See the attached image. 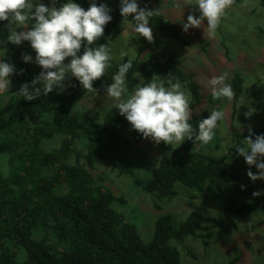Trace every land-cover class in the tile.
Listing matches in <instances>:
<instances>
[{
	"label": "trees",
	"instance_id": "16d2710c",
	"mask_svg": "<svg viewBox=\"0 0 264 264\" xmlns=\"http://www.w3.org/2000/svg\"><path fill=\"white\" fill-rule=\"evenodd\" d=\"M241 1L235 0L232 7ZM254 1L264 9V0ZM96 3L99 5L101 1ZM109 14L112 19L94 46L106 44L122 23L120 9ZM7 23L0 21V53L2 60L14 66L11 77L17 86L5 91L4 102H0V264H183L177 246H182L187 237L197 238L205 219L190 214L177 223L169 214H159L152 239L144 243L137 227L114 208L115 203L125 205V200L97 183L92 173L97 163L107 160L132 168L133 162L125 148L128 143L120 134L129 122L115 106L102 116L98 114L97 120L81 119L75 111L95 91L84 90L72 76L63 92L54 90L47 96L42 92L33 101L17 96L15 93L21 86L31 84L42 69L34 63V51L33 62L22 59V54H28L29 42L5 44ZM149 26L163 38L183 43L176 26L163 16L151 17ZM118 66L110 67L104 77L96 80L94 89L110 85ZM134 73H140L141 77H134ZM154 74L167 77L171 74L185 85L196 104L200 102L201 88L195 75L182 71L172 58L163 64L133 60L126 78L128 90H134L141 78L144 83L150 82ZM230 85L235 93L234 113L241 96L240 74L232 77ZM209 115L210 112H205L189 122L197 128L198 121ZM132 131L137 140V132ZM253 134L255 139L262 130ZM248 135L233 131L227 157L237 155L236 147L244 146ZM58 138L57 147L49 152L43 149L45 141ZM159 146L167 155L160 158L146 180L134 179L157 202L177 197V184L217 196L221 194L222 183L237 181L225 169L223 158L196 153L192 141L186 140L175 150L163 142ZM154 207L161 211L158 203ZM229 210L236 216L260 213L264 217V195ZM190 255L192 264H201L195 255ZM227 264H236V260Z\"/></svg>",
	"mask_w": 264,
	"mask_h": 264
},
{
	"label": "rangeland",
	"instance_id": "374dc122",
	"mask_svg": "<svg viewBox=\"0 0 264 264\" xmlns=\"http://www.w3.org/2000/svg\"><path fill=\"white\" fill-rule=\"evenodd\" d=\"M100 1L111 11L120 9V0ZM43 2L52 6L51 0ZM67 2L68 0H58L56 6ZM74 2L86 8L92 0ZM137 3L141 8L158 9L159 15L176 26L183 43L165 39L153 29L154 42L149 43L130 27L123 32L124 28L120 23L106 43L112 49L111 67L130 57H134L133 60L162 64L172 58L182 71L193 73L201 88V100L196 104L191 98L192 117H201L203 113L213 109L225 112L224 120L218 122L215 129L214 140L208 145L197 142L193 149L196 153L223 158L225 169L237 181L222 183L221 194L217 196L210 195L203 189L190 190L177 184V197L170 201L164 199L157 202L156 197L144 193L134 179L146 180L167 152L151 140L144 139L138 132V139L135 140L130 123L120 130V134L128 143L125 148L133 162L132 168H127L122 162L107 160L97 163L92 173L97 183L125 200V205L115 203L114 208L137 227L144 243L152 239L154 223L159 214H169L177 223L183 222L190 214L203 217L205 222L197 231L198 237H187L182 246H177L183 264L193 263L190 254L195 255L201 264H227L234 259L236 264H264V217L260 213L236 216L229 210L232 206L240 207L254 201L257 198L252 196L254 191H261L260 196L264 195V180H250L247 176L249 165L242 156L237 154L235 157H227L232 145L233 131L249 134L251 128L253 133L262 130L264 134V9L258 1L242 0L227 11L216 29L215 36L209 38L203 34L204 27L183 31L182 25L187 22L189 14L199 17L195 6H186L184 0H137ZM206 25L207 21L204 22L205 27ZM20 30L22 29H17ZM121 49L129 54L123 61L119 55ZM26 51L28 55H33L31 45ZM68 62L70 58L65 60V63ZM224 73H227L228 84L234 75L240 74L242 77L241 96L234 113L232 100H213L207 83L212 76ZM160 77L167 78L166 75ZM10 80L9 89L16 88L15 80L12 77ZM68 81H71L70 74L64 81L65 88L69 85ZM105 90L106 86H101L79 104L75 112L81 119L97 120L98 114L102 116L114 106ZM3 93H0V102H4ZM249 109L254 111L250 118H246L245 113ZM58 143L59 138L45 141L43 149L49 152ZM251 171L258 174L255 166L251 167ZM155 203H158L161 211H156ZM207 235L211 236L206 237Z\"/></svg>",
	"mask_w": 264,
	"mask_h": 264
},
{
	"label": "clouds",
	"instance_id": "9594fccd",
	"mask_svg": "<svg viewBox=\"0 0 264 264\" xmlns=\"http://www.w3.org/2000/svg\"><path fill=\"white\" fill-rule=\"evenodd\" d=\"M57 2L51 0L52 6L49 7L39 0H0V21L8 22L5 44L21 45L25 41L29 42L35 52L34 63L42 69L31 84L24 83L15 93L26 101L36 100L42 92L45 96L57 89L63 92L64 81L69 74L79 81L84 90L97 91L93 83L104 77L111 67V47L108 44L94 46L104 36L105 27L112 19L109 14L111 9L104 3L98 5L96 0H92L87 10L74 0H68L59 7L56 6ZM184 3L186 6H195L199 17L189 14L187 22L182 25L183 31L204 27V36L206 34L211 38L235 0H184ZM120 14L123 32L130 27L147 42H154L149 22L151 17L159 15L158 9L141 8L137 0H120ZM119 55L123 61L129 54L121 49ZM68 58L70 62L65 63ZM22 59L26 63L33 62L32 56L28 54H22ZM133 59L130 57L119 64L118 72L112 76V82L105 90L132 129L156 145L161 142L167 146L173 145V150L186 140L194 144H210L214 140L218 122L225 118V112L211 110L210 115L200 119L198 127L194 128L189 122L193 115L191 93L171 74L167 78L154 74L148 83H144L141 78V82L130 92L126 78L133 67ZM14 73L15 68L11 63L0 60V93L9 90L10 77ZM133 75L141 77L140 73ZM226 79L227 73H224L208 80L213 100L234 98L235 93ZM253 111L249 109L245 117L250 118ZM253 135L249 128V135L244 138L245 146H237L236 152L249 165L247 176L254 182L264 180V134L256 135L255 139ZM252 166L257 168L258 174L251 171ZM261 194V191H254L252 196L259 197Z\"/></svg>",
	"mask_w": 264,
	"mask_h": 264
}]
</instances>
